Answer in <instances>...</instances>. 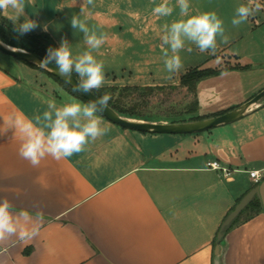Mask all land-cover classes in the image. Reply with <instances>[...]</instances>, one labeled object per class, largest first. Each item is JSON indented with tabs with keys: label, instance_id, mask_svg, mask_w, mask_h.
Returning <instances> with one entry per match:
<instances>
[{
	"label": "crops",
	"instance_id": "1",
	"mask_svg": "<svg viewBox=\"0 0 264 264\" xmlns=\"http://www.w3.org/2000/svg\"><path fill=\"white\" fill-rule=\"evenodd\" d=\"M160 2L26 0L25 14L40 25L29 34H48L57 47L66 39L74 56L88 48L83 33L71 27L73 15L106 33L104 45L92 53L104 62L103 87L179 86L187 68L165 70L160 39L163 26L179 18V8L174 1L172 15H155L151 24L147 17ZM246 2L190 0L191 13L215 11L223 19L229 40L221 43L218 38L214 55L195 46L180 54L195 60L194 67L226 56L225 65L247 66L200 80L196 112L217 111L190 117L245 102L215 107L202 103L204 92L209 94L200 88L204 83L219 84L221 90L258 77L249 92L264 88V9L239 27L231 24L235 8ZM9 14L1 16L7 19ZM255 50H261L260 61L242 63ZM70 98L83 103L45 72L0 52V198L17 209L44 214L39 236L9 246L7 253H0V264H264V188L262 198H254L260 211L242 214L218 238L240 199L264 183V100L236 121L192 134L130 130L97 113L109 129L106 134L67 159L49 156L33 168L19 156V137L14 129L4 131V120L13 114L42 116L48 100L60 106ZM212 160L230 175L208 168ZM252 170L263 174L259 184L251 179Z\"/></svg>",
	"mask_w": 264,
	"mask_h": 264
},
{
	"label": "clouds",
	"instance_id": "2",
	"mask_svg": "<svg viewBox=\"0 0 264 264\" xmlns=\"http://www.w3.org/2000/svg\"><path fill=\"white\" fill-rule=\"evenodd\" d=\"M179 8V18L163 26L161 50L165 70L169 73L178 72L183 64L180 52L192 51L195 46L201 53L215 54L218 38L221 43H228L225 35L223 19L215 11L191 13L190 0H175ZM86 5H93L94 0H83ZM26 0H0V14L6 16L14 25L18 35H25L40 25L36 20L25 14ZM264 9L259 0H247L235 8L231 20L233 27L246 23ZM174 8L169 0L161 2L153 8V14L160 17L171 16ZM21 17L23 21L21 22ZM71 27L83 33L88 50L73 55L70 44L62 40L59 47L47 49L40 65L52 69L61 77L71 81L73 73L78 77L76 90L82 93H92L99 90L105 83L104 62L98 60L92 53L98 51L106 42L107 34L97 32L90 27L86 19L73 15ZM47 31V25L43 26ZM225 74V73H222ZM111 99L108 93L83 104L75 98L58 106L55 100L47 101V110L34 118L21 115H10L4 120L6 132L14 129L20 144L19 156L33 168L40 166L47 157L59 161L85 150L90 141L106 134L109 129L102 126V120L97 112L107 107ZM44 222V214L40 211L31 212L28 209H17L7 198H0V253H7L9 246L16 243L27 244L38 237Z\"/></svg>",
	"mask_w": 264,
	"mask_h": 264
},
{
	"label": "trees",
	"instance_id": "3",
	"mask_svg": "<svg viewBox=\"0 0 264 264\" xmlns=\"http://www.w3.org/2000/svg\"><path fill=\"white\" fill-rule=\"evenodd\" d=\"M0 39L11 46L26 49L43 58L45 57L47 53V49L49 47H52V48L57 47L55 43L53 42V40L51 39V37H49V35L45 33H39V34L27 33L22 36L18 35V33L14 30V25L10 23L9 21H7L3 16H1V14H0ZM25 63L45 72L47 75L53 78L57 83H59L67 92H69L71 95L81 100L84 104L89 103L85 98L79 95L73 88H71L65 82L59 80L58 78H56L49 72L37 67L36 65H33L28 62H25ZM229 68H247V66L225 65L223 67H215V68L195 67V68L188 70L184 75H182L179 86L186 87L189 91L195 93L196 84L200 80L206 77L212 76V75L219 74L222 71L229 69ZM73 75L76 76L75 73H73ZM168 87L175 88L177 86H168ZM165 88L167 87H164V86H156V87H153V86H149V87L110 86V87H101L99 90H93V92L98 97H101L105 93H108L111 97V99L108 102V105H110L119 114L125 117L140 119V120L163 121V122H185V121H192V120L202 119V118H206L210 116H215V115L228 111V110H222V111H219L217 113H214L208 116H194V117H189V119H178V120L170 116H165V118H163L162 116L152 115V114H148L147 112H145V110H143L142 108L147 104V101H146L147 95L154 93L155 90L157 89H165ZM134 93H138L137 97H133V99L135 100L131 104L127 105L126 99L129 98ZM197 106H198V102L197 100H195L190 105L187 112H190V113L196 112ZM97 113L101 114L100 112H97ZM248 211H250V214L248 213L246 217H249L253 213H257L258 211H260V208L255 199H253L245 207V209L241 212V214L231 223L228 229L234 227L240 221L241 215L247 213Z\"/></svg>",
	"mask_w": 264,
	"mask_h": 264
},
{
	"label": "water",
	"instance_id": "4",
	"mask_svg": "<svg viewBox=\"0 0 264 264\" xmlns=\"http://www.w3.org/2000/svg\"><path fill=\"white\" fill-rule=\"evenodd\" d=\"M0 52L14 57L16 59L31 63L37 67L49 72L59 80L68 84L73 88L79 95L85 98L88 102L98 99L99 97L94 93H82L76 90V81L77 77L72 76V80L69 81L64 77L58 75L49 65V68H45L40 65V62L43 60V57L28 51L23 48H18L11 46L0 39ZM264 100V88L252 96L250 99L235 107L231 110H228L224 113L210 116L202 119L185 121V122H163V121H149V120H140L125 117L119 114L114 108L110 105H107L106 108L99 111L105 118L111 122L130 130H137L147 133H161V134H192L200 133L211 128L228 124L233 121H236L243 117L248 111L260 104ZM264 183L259 184L252 189H250L235 205L233 210L227 215L223 221L218 238H221L224 234V230L231 225V223L240 215V213L245 209V207L255 198H262L263 195Z\"/></svg>",
	"mask_w": 264,
	"mask_h": 264
},
{
	"label": "rangeland",
	"instance_id": "5",
	"mask_svg": "<svg viewBox=\"0 0 264 264\" xmlns=\"http://www.w3.org/2000/svg\"><path fill=\"white\" fill-rule=\"evenodd\" d=\"M174 1L175 0H169L170 6H172L173 4L175 5L176 2L174 3ZM154 17L155 15L153 13L149 14V17H147L148 22L152 24V22L154 21ZM260 42L264 44V37L263 40H260ZM236 49L237 47H235V50ZM252 54H254L253 56L251 55L252 57L249 56V58H244V60H242V63L251 64L252 61L254 60L260 61L261 58L259 56L261 54V50H257V51L255 50L252 52ZM180 56L183 64L182 67L184 69L187 68L188 71L192 68H195L194 67L196 63L195 60H189V58L186 59L182 54H180ZM227 57L228 56H226L223 60H221L220 58L219 61L216 60L214 62H209L206 65L201 66V68H208V67L213 68L218 65H225L227 63L226 62ZM187 71H185V73ZM246 79L250 81V84L247 82L238 85L236 88H234L235 85H232L230 88L225 87L221 90L219 89V84L216 85V83H212V82L210 84L208 83L207 86H205V83L200 85L202 92L209 91V94H207L208 96H206L205 92H204L205 96L204 94L202 95L201 98L202 103L210 104L212 106L214 105L218 106L220 104L229 105V103H232L235 100L238 101L237 103H240L241 101L243 102L247 101L248 99H250L252 96L255 95L253 93L251 94L249 91L252 82L255 83L258 80V77H247ZM137 94L138 93H134L129 98L126 99L127 105L131 104L135 100L133 99V97H137ZM195 100H197L196 94L194 92L189 91L186 87H182V86H177L175 88L167 87L165 89H157L155 90L154 93L147 95V99H146L147 104L142 109L145 110V112H147L148 114L162 116L163 118H165V116H170L177 120L189 119V117L192 116V114L197 115V114L205 113L206 111H217L212 109H206V110L202 109L194 113L187 112L190 105Z\"/></svg>",
	"mask_w": 264,
	"mask_h": 264
},
{
	"label": "built area",
	"instance_id": "6",
	"mask_svg": "<svg viewBox=\"0 0 264 264\" xmlns=\"http://www.w3.org/2000/svg\"><path fill=\"white\" fill-rule=\"evenodd\" d=\"M207 167L215 170H220L224 173V175H230V170L227 167H224L218 160H212L207 162ZM250 177L253 183L259 184L263 178V174H261L258 170L250 171Z\"/></svg>",
	"mask_w": 264,
	"mask_h": 264
}]
</instances>
